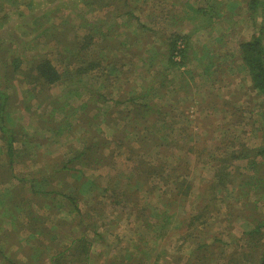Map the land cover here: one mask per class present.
<instances>
[{"label":"rangeland","instance_id":"rangeland-1","mask_svg":"<svg viewBox=\"0 0 264 264\" xmlns=\"http://www.w3.org/2000/svg\"><path fill=\"white\" fill-rule=\"evenodd\" d=\"M65 1L34 0L27 7L26 0L2 21L0 74L7 78V109L17 133L34 139L21 149L17 145L15 172L35 176L39 169L40 177L48 172L47 165L66 154L71 142L98 143L93 147H101L106 164L83 170L104 180L103 185L116 176L108 185L109 196H103L101 215L91 197L79 203L86 213L84 233L96 239L93 264H229L231 258L261 264L264 246L252 245L264 243V96L252 88L238 57L240 42L256 32L247 14L249 0H131L132 14L117 18L112 7L106 14L81 0ZM197 2L208 12L198 14L192 6ZM77 11L87 12L85 18ZM257 19L262 21L260 15ZM85 21L100 23L98 30L104 34L95 33L88 56L79 49L83 35L95 27ZM187 33L196 56L191 53L187 68L172 67L166 63L168 43L176 34ZM18 57L13 73L11 65L15 68ZM40 57L49 58L64 81L51 87L30 84L36 73L27 79L24 72ZM86 58L99 60L103 70L77 72ZM224 140L236 146L224 148ZM245 149L259 152L254 158L241 152ZM131 151L133 160L127 158ZM231 153L247 158H234L237 174L220 190L219 161ZM7 157L0 149V185L10 180ZM140 159L153 166L148 181L132 175ZM121 171L126 173H117ZM19 183L13 179L7 185ZM180 188L188 194H181ZM19 199L16 204L0 190V200L6 203L0 205V256L9 264H46L51 253H38L35 237L45 245L55 240L53 229L66 232L72 229L66 221L76 225L80 217L74 221L77 215L56 208L58 198L35 194L29 185ZM29 207L38 221L23 211ZM200 208H205L206 223L194 230L196 241L184 242L174 222L162 223L163 215L189 220ZM40 227L46 235L37 233ZM255 228L259 232L250 235ZM161 232L163 239L155 241ZM139 237H144L143 254L126 258L127 251L137 253L134 242Z\"/></svg>","mask_w":264,"mask_h":264},{"label":"trees","instance_id":"trees-1","mask_svg":"<svg viewBox=\"0 0 264 264\" xmlns=\"http://www.w3.org/2000/svg\"><path fill=\"white\" fill-rule=\"evenodd\" d=\"M66 0L65 2H67ZM71 1V0H70ZM75 2L77 0H74ZM34 0H29V2L26 5V0H0V29L3 26L2 21L6 22V18H8L10 10L13 8L14 10L19 9L22 5H26L27 7H30L33 5ZM60 3H63L62 1H59ZM82 3L87 5V7H93L94 9H91L93 11H100L104 12L106 14L110 13L109 10L106 8L112 7V12L115 13V17H127L132 14V10L135 5L131 3V0H81ZM244 3L243 1L238 0H231L229 1V4L231 3ZM207 6L210 5L211 1L207 2ZM65 4V3H63ZM195 8L194 10L201 13L208 12V9L205 7H202V5H193ZM248 12L247 14L250 16V18L253 21V26L256 27V32L252 34L250 39L243 40L239 44V53L238 57L239 60L242 61V66L247 69L251 81H252V88L257 91V93L261 96H264V0H249L247 2ZM121 8V9H120ZM135 8V7H134ZM18 11V10H17ZM214 13H211L213 15L216 14L215 9H213ZM211 11V12H213ZM78 12V11H77ZM21 13V12H19ZM85 11H79V16L84 19L86 16ZM21 14H24L23 12ZM211 15V16H213ZM221 14H219L220 16ZM262 17V21L258 20V16ZM198 18V16H197ZM196 18V19H197ZM87 20V19H85ZM230 21V20H229ZM89 25H92L94 28V32H89L83 35L81 44V47L79 49L80 52H83V54L88 56L89 49L88 45L92 44V42H95V33H98L99 36L103 37L101 34V31L98 30V27H102L99 24L95 25L94 22L85 21ZM139 22H142L139 20ZM140 24V23H139ZM141 26H145L140 24ZM112 26V25H111ZM204 26V25H203ZM113 26L111 27V29ZM41 33L45 34L44 31ZM190 34L187 33L185 35L176 34L175 37L169 41L168 43V49L165 52L166 63L170 64L172 67H185L187 68L188 60L190 59L191 53L196 51L195 49L192 50L190 45ZM227 40L225 39L224 42ZM170 46V47H169ZM87 49V50H86ZM69 51V47H68ZM196 56V53H192ZM21 58L14 59V65H11V70H13V73L18 70V66L20 64ZM18 61V62H17ZM32 64L29 65V69L24 72L27 79H30L32 76V72L35 71L36 77L31 79L32 85L35 87L37 85H43L51 87L54 84H58L62 81H64V76L62 73L57 69V67L53 64V62L47 58V57H40L39 59H36L31 62ZM101 62L97 59H88L86 58V61L83 66H81L77 72L81 73H88L92 70H96L100 68L103 70V68L100 67ZM115 65H112L113 69ZM32 69V70H31ZM69 70V69H67ZM112 70V69H109ZM21 72H23L21 70ZM5 79L2 81L1 79ZM35 78H38V81L34 80ZM7 78L6 76H3L0 74V141L2 142V146H0V149H5L7 153V165L6 167L10 168V175H9V181H12L13 179H17L19 181L20 185H13L8 186L5 182L0 185V190H3L9 200L16 199V204L19 202L20 193L22 189L27 187L29 185L35 194L38 195H50L52 197L58 198L60 201L56 204V208H65L70 214L74 213L77 216L72 217V219L75 221L76 217H80V222H77V226L73 225L70 221H66V223L71 226L72 229H68V231H60L58 228V231L56 229H53L52 232L56 231L55 233L61 238V242H56L57 236L55 240L53 241L52 238L50 239L49 243H45V245L42 243V241L36 239L37 247L35 248L38 253L47 252L48 248L49 250H55V247H59L63 245L65 247L64 250H61V253L59 254H53L50 258L51 264H71L72 262L77 264H88L90 261L89 258V252L91 250V246L93 245L94 239L88 238L85 234H82L83 236L77 237L73 234L72 230L75 231V233L78 235L80 232L84 233L87 230V226L84 225L83 219L85 217V211L82 207H80L79 203L85 201L86 199L89 200L91 197L93 201L96 202L97 207L93 208L95 212L99 215H101V208L100 204L104 200V197L109 196L108 192L109 187L108 185L111 183V180L114 176H109L106 180V184L103 185L102 182L104 180H100L98 177H92L87 174L86 170H83V166H90V164H97L98 169L106 164L105 160L107 158V155H104L102 153V149L100 146L93 147L97 145L98 143L96 141L91 140L90 142L87 140H82L80 145L75 144L74 142H71L69 144V147L67 149L66 154H63V156H60L58 160H54L53 163L47 165V173L45 175H40V170L38 169L34 174L35 176H31L30 173L28 175H25L24 177H21L20 174L16 173L15 171V165H16V157L19 154V151L17 149V145L19 146V149L23 147V143L28 141L30 143L34 142V139L31 138V136L28 133H17L14 125L16 126L17 123H15L14 117L11 115L8 107V101L10 98V94L8 93V87H7ZM33 86V88H34ZM32 88V89H33ZM139 110V109H138ZM145 110V109H144ZM139 116V115H138ZM139 118V117H138ZM140 119V118H139ZM141 120V119H140ZM264 130V124L261 127ZM157 141V140H156ZM225 142V143H224ZM224 148H234L236 145L229 140H224ZM38 144V143H36ZM241 152H244L246 155L252 154L250 150H243ZM259 150H257L254 154V158H256L257 153ZM132 153V154H131ZM134 152H130L127 156L128 159L131 158V160L134 159L135 155ZM236 153L227 154L221 161H219V189L221 188L227 189V186L229 182H232L234 175L237 173L234 172L235 169L232 170L233 161L234 158H247L245 156H235ZM255 160V159H253ZM115 159L114 156L111 157V165H114ZM262 163H264L262 161ZM261 163V164H262ZM263 165V164H262ZM137 172L134 171L132 175L138 176V178H141V180L148 181L150 173V168L153 166L149 163H145L144 160L140 159V161L135 163ZM152 166V167H151ZM235 166V165H234ZM96 167V168H97ZM149 168V169H146ZM132 169V167H131ZM130 169V170H131ZM155 170V169H154ZM236 171V170H235ZM118 174H125V171L117 172ZM234 174V175H233ZM131 175V176H132ZM121 177H117V182L120 181ZM130 181L137 182L138 179L131 178ZM2 183V181L0 180ZM139 182V181H138ZM183 182V181H181ZM37 185V188H33V185ZM181 185V184H179ZM182 188H180L179 192L181 194H188V190L181 191ZM102 192H105L104 195ZM104 196V197H103ZM103 197V198H102ZM221 201V199H219ZM0 205H6L4 201L0 200ZM20 207V206H19ZM44 207L48 209H55L49 204H44ZM39 209H43L42 206L39 207ZM205 208H200L198 211H196V214H192L189 217V220L184 219L180 220L179 218H175L174 220L169 215H163L161 216V220H163V224H169V226L172 225L174 222V227L176 229H181V232H177L178 235H180V239L185 241H188L190 238H193L196 241L197 233H194V230H198L200 225L205 224ZM26 212H29L30 217L32 219V222L38 221V217L35 216V211L32 210L30 207L28 210H23ZM89 214V213H88ZM29 216L27 218H30ZM1 218V217H0ZM178 222H182V224H178ZM176 223V225H175ZM64 224V223H63ZM84 224V225H83ZM167 224V225H168ZM58 225V224H57ZM56 225V226H57ZM98 225V224H96ZM167 225L162 226V228H165ZM31 226V224L29 225ZM80 228L79 230H75L74 227ZM98 227V226H97ZM38 232H43L44 235L47 234L46 230L43 227H40V230H37ZM259 232L257 228L251 230L249 233L250 235H253L254 233ZM248 233V234H249ZM31 234V233H30ZM163 232L161 234H157L155 241L163 239ZM97 235L99 238H103L104 235L102 233L97 232ZM32 236V235H31ZM42 236V234H41ZM64 236H66L64 238ZM30 238V237H29ZM105 238V237H104ZM32 239V238H30ZM66 241H70L69 244H67ZM144 242V237H139L136 239L135 243V250H138L137 253L134 251L130 253L127 251L125 253V257H130L132 255L137 254H143L144 251L141 247V242ZM53 242V245L51 244ZM66 242V243H64ZM196 243V242H195ZM51 244V246L49 245ZM259 244V245H258ZM261 244L260 241L255 243L252 246H255L253 248H257ZM69 245V246H68ZM129 248V247H128ZM261 256V264H264V248ZM49 253V252H48ZM43 253H41L42 255ZM51 255V254H50ZM49 257V255H47ZM231 258V257H230ZM47 259V258H46ZM242 259L239 258L238 261L231 258V260L228 262L229 264H243ZM121 264H123L121 262Z\"/></svg>","mask_w":264,"mask_h":264},{"label":"crops","instance_id":"crops-1","mask_svg":"<svg viewBox=\"0 0 264 264\" xmlns=\"http://www.w3.org/2000/svg\"><path fill=\"white\" fill-rule=\"evenodd\" d=\"M59 233H60V231H58ZM72 232H73V234L75 235V236H77L78 237V235L75 233V231L74 230H72ZM58 234V233H57ZM81 234H85V233H81ZM57 240H56V242H61V238H59V236L57 235ZM66 236H64V238H65ZM88 238H89V240L90 239H94V237H90V236H88ZM69 246V245H68ZM53 247H54V245H53ZM65 249V247H63V245H61V246H59V247H55V250H49V251H47V253L49 252V253H51V255H49V257H47V260L45 261V262H47L46 264H51V262H50V258H51V256L53 255V254H59V253H61V250H64ZM53 252H55V253H53ZM41 253H45V252H43V251H41ZM89 258H90V261L88 262V264H93V260L94 259H96V256H95V249H94V241H93V245L91 246V250H90V252H89ZM112 261H113V259H112ZM0 264H9V262L7 261V263L5 262V261H3V259L1 258V256H0ZM71 264H77V263H74V262H72ZM116 264H119V262L118 263H116Z\"/></svg>","mask_w":264,"mask_h":264}]
</instances>
